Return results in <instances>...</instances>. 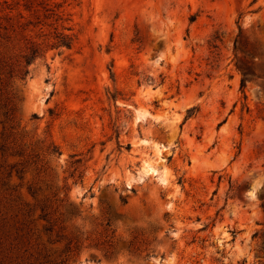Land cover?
<instances>
[{"label":"rangeland","instance_id":"1","mask_svg":"<svg viewBox=\"0 0 264 264\" xmlns=\"http://www.w3.org/2000/svg\"><path fill=\"white\" fill-rule=\"evenodd\" d=\"M0 26V264H264V0H0Z\"/></svg>","mask_w":264,"mask_h":264},{"label":"trees","instance_id":"2","mask_svg":"<svg viewBox=\"0 0 264 264\" xmlns=\"http://www.w3.org/2000/svg\"><path fill=\"white\" fill-rule=\"evenodd\" d=\"M0 29H2L1 26H0ZM4 29L7 30V28H4ZM59 44H60V46H66L68 48L71 47V43L69 42L68 38L65 37V36L61 37V40H60ZM39 53H40V50L39 49L32 48L29 57H27V63L32 62L39 55ZM238 69H240V71L243 74L242 86L241 87H242V89H244L245 86H246V79L248 78L247 72H246V70H244L240 66H238Z\"/></svg>","mask_w":264,"mask_h":264},{"label":"bare ground","instance_id":"3","mask_svg":"<svg viewBox=\"0 0 264 264\" xmlns=\"http://www.w3.org/2000/svg\"><path fill=\"white\" fill-rule=\"evenodd\" d=\"M145 112V111H144ZM146 113H147V111H146ZM141 115H145V113L143 114V113H141ZM141 115H139V116H141ZM147 116V115H146ZM141 118V117H140ZM156 146V145H155ZM161 149H159L158 147H156L155 148V151L157 152V154H160L161 153V151H160ZM154 165L152 164V163H149L148 161H146L145 163H144V170L145 171H153L154 170ZM155 171H156V169H155ZM252 196H254V194L252 193L251 194Z\"/></svg>","mask_w":264,"mask_h":264}]
</instances>
